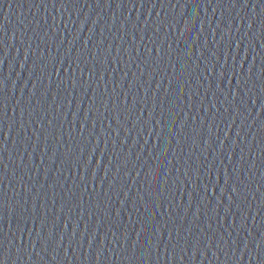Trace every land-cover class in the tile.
<instances>
[{
	"label": "water",
	"instance_id": "1",
	"mask_svg": "<svg viewBox=\"0 0 264 264\" xmlns=\"http://www.w3.org/2000/svg\"><path fill=\"white\" fill-rule=\"evenodd\" d=\"M0 264H264V0H0Z\"/></svg>",
	"mask_w": 264,
	"mask_h": 264
}]
</instances>
